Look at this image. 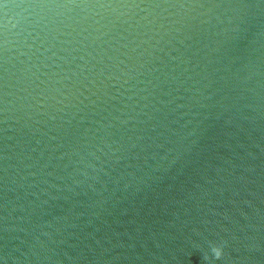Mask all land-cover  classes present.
<instances>
[{
    "label": "water",
    "instance_id": "water-1",
    "mask_svg": "<svg viewBox=\"0 0 264 264\" xmlns=\"http://www.w3.org/2000/svg\"><path fill=\"white\" fill-rule=\"evenodd\" d=\"M0 264H264V0H0Z\"/></svg>",
    "mask_w": 264,
    "mask_h": 264
},
{
    "label": "clouds",
    "instance_id": "clouds-1",
    "mask_svg": "<svg viewBox=\"0 0 264 264\" xmlns=\"http://www.w3.org/2000/svg\"><path fill=\"white\" fill-rule=\"evenodd\" d=\"M212 251L214 252L216 258H219L221 256V254H222L221 253V249L218 248V247L217 248H213Z\"/></svg>",
    "mask_w": 264,
    "mask_h": 264
}]
</instances>
